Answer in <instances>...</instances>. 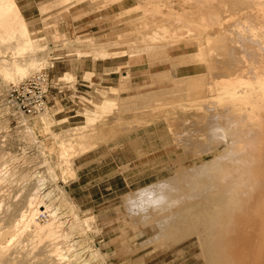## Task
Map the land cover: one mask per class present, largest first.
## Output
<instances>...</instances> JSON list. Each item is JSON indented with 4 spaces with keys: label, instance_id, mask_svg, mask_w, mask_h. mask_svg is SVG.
<instances>
[{
    "label": "bare ground",
    "instance_id": "bare-ground-1",
    "mask_svg": "<svg viewBox=\"0 0 264 264\" xmlns=\"http://www.w3.org/2000/svg\"><path fill=\"white\" fill-rule=\"evenodd\" d=\"M85 1L56 0L51 3L61 6L62 3L79 4ZM94 1H98L101 8L107 6L109 9L116 4H124L127 0ZM216 2H220L222 7H217ZM206 6L209 7L208 14L204 11ZM49 8V5H42L41 12L44 13ZM133 11H139V14L134 17L128 34L138 35L139 43L133 42L137 41L135 39L127 50L122 47V50L118 48L120 50L111 51L110 46L121 47L123 43L120 35H117V40L111 42H95L88 38L78 39L76 45L79 48L88 47L90 52L87 53L101 59L123 55L138 58L145 54V50L144 47H137L156 46L159 51L156 50L171 63V69H165L161 73L163 80L170 81L177 88L182 87L183 93L163 97L168 92H136L125 98L117 96L105 99L104 105L96 104L91 109H85V123L72 127L66 133L53 131L55 121L49 111L34 117L35 123L24 118V115L20 131L23 140L37 143L38 134L46 138L50 136V142H54L53 149L60 158L55 161V165L52 162L53 167L49 158L45 159L43 165L47 166L46 174L40 171L32 175L23 171L16 174L17 169H11L10 163L16 160L18 163L20 158L6 152L3 144H0V191L4 187L6 190L11 188L10 184L17 176L25 183L22 184L20 197L13 192V196L10 195L11 198L7 201L0 199V264H98L101 259L104 260L107 254L102 252L100 246L91 245L87 238L81 237V233L92 229L93 216H79L78 206L59 190L57 181L61 174L58 175L57 172L58 167L61 170L60 167L64 166L73 174L70 158L95 148L98 141H104L109 135L107 131L113 130H106L104 125L117 110L124 112L129 108L125 106L128 100L133 104L141 100L144 106L154 109L148 112L149 119H139L140 116H137L140 112L134 108L131 111L137 116L131 122H125V118L119 115L112 117L116 122L115 127L119 126L117 130L120 127L131 129L129 124L134 127L142 126L152 119L162 118L169 123L168 129L173 134L172 137L174 138L175 133L178 134V140L176 137L174 139L177 141L175 145L182 148L181 154L187 156L192 151L194 157H202L200 164L187 168L181 166L170 177L124 196V204L129 213L143 218V224L148 225V228L159 229L166 240L161 238L165 241L170 239L168 241L171 244L196 235L201 254L208 255V264H264V159L257 164L261 168L248 172L242 171L241 165L237 164L241 158L256 162L261 157L258 150L264 142V33H261L264 31V0H137L134 6L122 8L115 16L123 17ZM238 20L242 21V25ZM233 21L238 22L233 24ZM52 34L54 39L62 37L58 31ZM124 36L127 34H123ZM44 39L45 37L31 36L16 0H0V76L5 82H20L46 66H51L52 62L47 57H52L53 50L57 48L56 42L54 45L52 42L40 47L35 45ZM188 48L193 50L176 56L169 54ZM250 54L256 60L254 64L249 62ZM19 55H27L29 59L23 60ZM220 63L225 70L242 69L243 82L238 85L241 90L222 91L219 89L221 85H215L216 89L208 88L204 91L205 84L208 83L209 86L215 83V78L218 80L224 76V81L219 80L228 82V75L220 72ZM187 68H192L193 72L190 73ZM201 68L202 71L199 70ZM65 77L73 79L74 75L70 73ZM121 77L117 86L119 92L129 89L131 75L126 72ZM163 90L165 88L161 91ZM119 92L116 91L117 94ZM231 93L237 94L230 95ZM172 101L174 105L170 104ZM205 105L222 110L216 119L220 124L213 123L205 131V128L201 129L206 125L207 119H204V123H197L199 126L191 132L177 125L179 119L188 117V111L193 109L198 113L204 110L201 106ZM175 107L178 108L177 111ZM207 112L215 114L210 110ZM201 113L198 114H207ZM197 116L193 115L194 118ZM3 123H0L1 131L8 128ZM98 124L100 128H97ZM183 129L190 133L191 138L201 140L202 143L190 147L189 141H185L190 135L182 137L185 133ZM206 133L210 135L207 136ZM41 152L43 156V151ZM24 155L21 158L25 161ZM208 155H212L209 160L206 159ZM237 173L240 182L232 183ZM262 175L263 178H260ZM53 183L56 186L49 189L47 184ZM42 211L48 213V219L43 222L38 220ZM157 236L160 237V234ZM205 237L208 244L204 242Z\"/></svg>",
    "mask_w": 264,
    "mask_h": 264
},
{
    "label": "rangeland",
    "instance_id": "rangeland-1",
    "mask_svg": "<svg viewBox=\"0 0 264 264\" xmlns=\"http://www.w3.org/2000/svg\"><path fill=\"white\" fill-rule=\"evenodd\" d=\"M55 1L56 0H31L30 3H27L28 0H16L21 12H22L21 5L22 7L23 6L30 7V5L35 4L34 2L37 3L36 5L38 9L35 6L34 7L31 6V8L28 9L30 10L29 16L26 13L22 12L27 22L29 31L33 33L31 36L45 37L43 41L40 42L38 41L35 43V45H38L39 47L45 45L47 42L49 43L52 42L51 43L52 45H54L56 42L55 45L57 46V48L53 50L52 57L51 58L47 57V60L52 62L51 66L53 65V67L48 65L45 68L48 69V72L52 79L54 80L58 79L59 81L66 83L65 85L68 86L73 91L71 92L70 99H68L69 102L56 103L57 105L55 108L48 110L50 112L49 114H52L53 119L55 121L52 127L53 131L66 133L70 131L72 127L82 125L83 123H85V115H83L85 109H91L95 107L96 104L104 105L103 103L104 100L108 98H116L117 96L125 98L128 95L136 92L137 93L145 92L150 94H156L164 91L168 92V95L164 94L162 95L163 97L164 96L172 97L175 96L174 94L176 93L178 95L183 93L182 87L177 88L176 85H174L170 81L169 82L165 81L162 78L161 73L163 72V70L165 71V69H171L170 68L171 63L166 59H164V56L158 52L159 51L158 48H155L156 46H152V45L145 46L143 43L141 44H143L144 46L138 45L139 47L137 48L144 47L143 48L145 50L144 55H141L138 58H128L127 55H123L124 57L121 56L115 58L114 60L115 67L110 70L113 72L111 73L110 76H103L101 82H98V84L96 85H92L89 81H85L86 83H88L87 85H90L86 87V89H88L90 92H84L83 94L80 93L78 90H76L78 88H76L75 77L73 79H67L64 76V78L61 77L62 78L61 79L60 76H63L62 75L63 73H59L58 75H53L54 71L58 70L56 68L57 67L56 65H60L62 61H64V59H75V58L81 59L83 57H89V56L92 59L93 58L101 59V57H94V55H92L91 53H87L90 52V49L88 47L79 48L78 45H76L79 42L78 39L85 40L89 38L93 41L95 40V42H99V41L111 42L117 40V35H120V41L123 42L121 44V47H118L120 45H114V46L112 45L113 47L110 46L109 48V50L111 51H116V49L120 50L122 47H123L122 49L127 50L129 44L130 45L134 44L131 43L132 40L135 39L137 40V37L139 38L138 35H134L132 33L128 34L131 32L130 25L132 24L134 17L139 14V11L130 12L131 14L128 13L129 15L127 14L123 17L115 16V14L117 15V13L122 8H128L134 6L137 3V0H127L124 4H116L114 7L109 9L106 8L107 6L101 8V5L97 3L98 1L86 0L85 3L88 4V7L92 6L91 9L97 12L91 17L95 16V18H98L99 21L98 27L96 26L93 28L91 27L88 30H82L81 26L83 25L79 23L82 22L80 21V18L86 13L77 9L80 3L79 4L77 2L62 3L60 6V4L55 5V3H51ZM73 4L74 6H72ZM95 4L96 5L98 4V6H95ZM42 5H49L50 6L49 10L42 13L41 12ZM215 5L217 7H222V4H220V2H216ZM205 8L204 11L208 14L209 7L206 9ZM238 21L240 22V25H242L241 23L242 21L240 20ZM238 21L236 22L233 21V24H236ZM72 22H74L73 25ZM54 31H58L61 34L64 32L63 34L65 36L62 34L61 37L62 39L61 38L54 39L52 36L53 35L52 33ZM261 33H264V31H261ZM123 34L124 35L127 34V36L123 37ZM138 41L140 40L138 39L137 41H133V42L139 43ZM237 48H239L238 45ZM190 50H193V48L180 49V50L172 51L169 54L170 56H176L177 54L186 53L189 52ZM239 50H242L241 47L239 48ZM82 52H85L86 54H83ZM20 57H22L23 60L24 58L26 60L29 59L27 55H21ZM249 57L251 58L249 62L251 64H254V60H255L254 56L250 54ZM221 64L222 63H220L219 65ZM118 67L119 69L116 70V68ZM192 70H193L192 68L188 69L189 72L190 71L193 72ZM199 70L202 71L203 69L201 68ZM221 71L225 72L228 75L227 76V78L229 79L228 82L220 81L221 79L223 81L225 80L226 77L224 76L218 78V80L220 79L219 80L220 82L217 80V78H215L213 79L216 80L215 83L210 84L209 86H207L208 83L205 84L204 91H207L208 88L210 90L216 89L215 85L219 87L222 86L221 88L218 87L222 91L236 92L241 90L238 89L239 83L243 82V74L241 68L240 69L238 68L236 70L232 69L231 71V69L229 68L225 70V67L223 65L220 72ZM126 72H129L131 75L130 80L128 82L129 89L128 90L125 89L123 91L121 90L119 92V90H117V86H119V82L120 79L122 78L121 77L122 74ZM109 77L111 79H107V80L104 79ZM84 78L86 80H90L92 78V75H90L89 77L88 76L85 77L84 74ZM230 82L233 84H231ZM16 83H7L0 76V123L2 125V123L5 122L3 124L8 126L7 130H2V131L0 130V135L1 136L3 135V137L0 136V144H3L4 150L6 152H9L12 155L13 154L16 155V158H20L18 159V163L17 160L15 162L13 161L10 163L11 169L13 170L17 169L16 174H18L19 171L29 172L31 173V175L35 174V172L37 171L44 172L46 174L47 166L45 164L43 165L45 159L49 158V160L51 161V165L52 162L53 165H55V161H57V159L59 160L60 158L53 149L54 142L53 141H52L53 143L50 142L52 138L50 140V136H48L49 139H47L48 137L47 138L41 137V135L38 134L37 143L36 142L30 143L25 139L23 140V137L21 135L22 132L20 131H22L23 128V126H21L22 125L21 120L24 115H16L12 111H10L5 105H3V95L5 90L10 84H16ZM223 83H225V85H223ZM212 85L213 87L210 88V86ZM163 88H165V90L161 91ZM175 89L177 90L180 89V90L175 91ZM116 91L119 93L117 94ZM180 91L182 92L180 93ZM234 94L237 93H233V94L231 93L230 95H234ZM76 95L79 96V100L81 102L79 104H76L77 101L79 100L74 99ZM159 96L161 97V95ZM142 103L143 102L140 100V101H136L135 104H133L130 103V101L128 100L125 106L126 105L129 106V108L126 109V111L124 112L115 110L116 113H114L112 117L115 118L117 117V115H119L120 117L125 118L124 119L125 122L128 121L131 122V120H133L137 116L131 111V108L132 109L134 108V110L140 112V114L137 116V117L140 116L139 119L140 118L149 119V116L147 114L152 109H154V107H146ZM170 104L174 105V102L172 101ZM201 107H202L201 109L204 110L199 111L198 113L201 112L204 114L207 113L206 115H203L202 113H201L202 115H200L196 113V111H193V109H191V111H188L189 112L188 117H186L185 119H179L177 121V125L191 132V130H194V128L196 129V127L199 126L197 123H200L201 121L203 122L206 119H207L205 122L206 125L203 124L204 122L201 123L202 126L204 125L203 128L201 127L200 124L201 129L205 128V131L206 128H209V126H211L213 123L220 124L218 120L216 121L217 115L220 114L222 111L220 108H217V110L211 109L209 108L208 105ZM175 110L177 111L178 108L175 107ZM198 110H200V108ZM209 110L215 114L213 115L210 114V112H207ZM215 110L217 111V113ZM193 115H198V116L194 118ZM112 117L107 121V124H105L108 125V127L105 125L104 127L105 129L113 128V130H110L109 132V130L106 129L108 130L107 132L109 134L108 135L109 138L107 137L104 140L105 142L98 141V143L94 146L95 148L89 150L94 152H92L88 157V159H90L89 165L83 168L81 172L83 175L82 179L79 182H76L75 180L77 175L76 174L77 164H78L77 160L79 159L80 156L87 154L89 151L77 157L70 158L74 168L73 174L72 173L70 174L67 171L68 168L64 166H63L64 168L60 167L61 170L58 167L59 171L57 172L58 175L61 174L57 181L59 190L62 191L64 194H67L65 196H68L67 197L68 200L73 204L75 203L74 205L78 206L77 208L79 210L78 211L79 216L81 218H85L87 216H93V220L91 221L92 229L85 233H81L82 234L81 237H84V239L87 238L88 243L91 245L98 244L102 252L104 254H107L104 260L102 261L101 259L100 260L101 262H99L98 264H208L206 258L208 255L201 254L202 253L201 246L196 235H192L186 239H181L176 243L171 244L168 241L170 240L167 237L168 235H166L168 240L165 241L166 240L165 235L163 233L161 234L159 232L160 231L159 229L153 230L148 228V225L143 224L144 223L143 218L141 219L140 216L131 215L124 204V196H126L127 194L133 192L135 193L136 191H138L139 188L143 186L157 182L158 180H161L163 178L170 177L171 175L174 174L175 171L180 169L181 166L187 168L194 164H200L202 162L201 160L202 157L199 156L194 157V155H192L191 153L192 151H189V154L187 156L181 154L182 148L177 147L175 145L177 143L176 140H178L179 137L178 134L176 133L174 134L175 135L174 138L176 137L175 140L172 137L173 134L168 129L169 123L162 118L158 120L152 119L148 123L142 125L143 127L141 125H135L136 127H134V125L132 126V124L131 125L129 124L128 127L131 126V129L130 128L123 129V127H120L121 129L117 130L116 128H118L119 126L115 127L116 122L113 121L114 119ZM199 117L201 119H198ZM24 118H29V120L31 119L30 122L33 121H34L33 123L36 122V118L34 117L30 118L28 116H25ZM210 119H212L213 122ZM109 123H110V127H109ZM98 127L100 128L101 126H99L98 124L97 128ZM184 129L183 132L185 131V133L182 137L184 136L187 137V135L189 136L190 133L188 134L187 133L188 131ZM110 134L112 136H110ZM208 135L210 134L208 133L207 136ZM185 141H189L190 147H192V145L194 144L202 143L201 140L199 141L195 138L194 139L191 138V135L190 138L188 139L187 137ZM122 144L125 145L124 149L126 150V153H128L126 158H128L129 161L133 162V160L136 158L135 157L136 151L141 150L142 151L141 154L143 157L141 158V160L143 159L146 162V166H145V169H147L146 172L143 171L141 174H138L136 176L134 175L130 176L132 180V185L130 186H126L122 180V177L120 175H116L113 168L114 164L110 163L111 158H109L108 156L107 158L104 157L105 159L102 162H92L94 159L95 161H99L100 160L99 156L103 154L108 148H113L115 150L116 148L120 147L119 145ZM23 149L25 155L23 154ZM41 151H43L44 154L43 156ZM120 151L121 150L117 149L116 153ZM258 152L260 153L261 157L258 158L256 162H253L252 160L250 161L243 160L241 158V161L238 162L237 164L241 165L240 167L242 171L248 172L261 168V166L260 165L257 166V164L259 163L260 160L264 159V142L261 143V148L258 150ZM48 154H50V157ZM23 155L26 158L25 160L26 163H24L25 162L23 160L24 158L23 159L21 158V156ZM211 158L212 155H208L206 159L209 160ZM117 160L123 161L124 156L122 154H118ZM60 171L62 173H59ZM235 175L236 178L232 181V183L240 182L239 181L240 179L239 180L237 179L239 177V174L237 173ZM260 178H263V175ZM16 179H18V176L17 178H15V181H13L14 183L12 182V184H10V187L12 186L14 187V189L12 187L7 190L6 187L1 189L0 199H5V201H7V199H10L11 196H13L12 194L14 193L15 194L18 193L20 197V195L22 194L21 188L23 187L22 184L24 183V181L20 178L17 181ZM47 186L49 187V189H51L54 188L56 185L55 183H53V184H47ZM134 221L136 223L135 225L133 223ZM155 233L157 234L155 235ZM159 234L160 237L157 236ZM7 237L9 236L7 235ZM157 237H159L160 240ZM161 237H164L165 240ZM9 239L11 238L9 237ZM148 239H151L152 241ZM153 240H155L158 243L155 244L156 242ZM205 241H206V237L204 239V242ZM144 242L147 243L145 244ZM159 243H161V246ZM162 244L165 245L163 246ZM206 244H208V242Z\"/></svg>",
    "mask_w": 264,
    "mask_h": 264
},
{
    "label": "crops",
    "instance_id": "crops-1",
    "mask_svg": "<svg viewBox=\"0 0 264 264\" xmlns=\"http://www.w3.org/2000/svg\"><path fill=\"white\" fill-rule=\"evenodd\" d=\"M31 0H28L27 3H30ZM35 4L30 5V7L23 6L21 5V10L23 13H26L28 16L30 15V10L29 8L36 7L37 8V3L34 2ZM19 7V6H18ZM92 7V6H91ZM91 7H88V4L85 2H82L78 5V10H81L83 12H86L81 18L79 22L81 25L82 30H88L91 27H98L99 21L98 18H95V16L91 17L96 11L92 10ZM20 9V8H19ZM38 9V8H37ZM21 12V13H22ZM74 22H72L73 25ZM77 27V26H76ZM31 35L33 34L30 31ZM115 58H106V59H92L90 56L89 57H83L81 59L75 58V59H64L60 65H56L57 71H54L53 75H58L59 73H63V76H60V78H64L67 74L72 73L76 79V90H78L80 93L84 92H90L86 87L90 86L87 85L85 81H89L92 85L98 84V82H101V79H103V76H110L112 71H110L112 68L115 67ZM53 67V65L51 66ZM50 67V68H51ZM89 77L92 75V78L90 80H86L84 78ZM61 78V79H62ZM104 79H111L109 78H104ZM82 94V95H83ZM79 104V103H76ZM120 147L116 148L115 150L113 148H108L103 154H101L100 160L95 161V159L92 162H102L107 156L111 158V162L114 168V171L116 175H120L122 177V180L126 186L132 185V180L131 177L132 175L136 176L138 174H141L143 171L146 172L147 169H145L146 162L141 158L142 157V151L138 150L135 153V159L132 161H129L128 158H126L127 154L125 148V145H119ZM127 146V145H126ZM132 147V145H131ZM121 150L120 152L116 153V151ZM124 149V150H123ZM92 150V149H91ZM94 151H89L87 154L80 156L79 159L77 160V170H76V182H79L83 175H82V170L85 168L87 165H89V160L88 157L90 154ZM118 154H122L124 156L123 161H118ZM105 157V158H104ZM140 181V180H139ZM144 187V186H143ZM142 188V187H141Z\"/></svg>",
    "mask_w": 264,
    "mask_h": 264
},
{
    "label": "built area",
    "instance_id": "built-area-1",
    "mask_svg": "<svg viewBox=\"0 0 264 264\" xmlns=\"http://www.w3.org/2000/svg\"><path fill=\"white\" fill-rule=\"evenodd\" d=\"M65 84L52 79L48 69L43 68L16 84H10L4 92L3 103L16 115L37 117L55 108L56 103L69 102L73 91ZM74 99L79 100V96L76 95ZM77 103H81L80 100ZM47 219V212L42 211L38 215V220L42 222Z\"/></svg>",
    "mask_w": 264,
    "mask_h": 264
}]
</instances>
